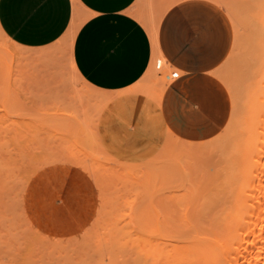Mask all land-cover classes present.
Here are the masks:
<instances>
[{
    "label": "rangeland",
    "instance_id": "obj_1",
    "mask_svg": "<svg viewBox=\"0 0 264 264\" xmlns=\"http://www.w3.org/2000/svg\"><path fill=\"white\" fill-rule=\"evenodd\" d=\"M76 27L33 48L0 26V264H133L137 212L152 182L173 172L160 105L125 120L73 73L62 53L70 58ZM158 62L161 81L173 71Z\"/></svg>",
    "mask_w": 264,
    "mask_h": 264
},
{
    "label": "bare ground",
    "instance_id": "obj_2",
    "mask_svg": "<svg viewBox=\"0 0 264 264\" xmlns=\"http://www.w3.org/2000/svg\"><path fill=\"white\" fill-rule=\"evenodd\" d=\"M153 1L151 3L158 4L155 0ZM211 1L226 13L232 24V52H229L230 56H228L231 58V70L229 68L226 71L221 68L224 61L213 70L232 97V112L226 125L216 135L199 141L181 138L169 131L164 121H161L160 129L173 138L169 151L173 172L171 176L164 175L158 181L152 182L156 187L145 196L137 212L136 218L143 231L138 230L139 234L132 241L134 243L131 246L134 250L133 264H264V0ZM151 3L149 1L146 5L152 8ZM143 10L131 12L145 24L153 40L154 53L147 71L139 80L127 87L116 90L101 89L103 92L94 95L96 100L116 107L117 115L125 120L139 119L144 111L159 108L163 91L174 75L164 77L161 81L154 80L152 77L153 71L163 66L158 60L161 59L165 65L168 64L157 48L156 21L158 19L152 18L148 13L150 17L147 18L142 13ZM217 33L218 31H215V34ZM208 40L212 42V39ZM71 42L72 39L70 45ZM69 57L73 73L86 82L78 73L71 56ZM199 62L197 64L201 65L202 63L199 64ZM203 65L206 64L203 62ZM246 65L251 68V75L249 83L243 84L242 72ZM162 70L166 71L164 68ZM205 83L208 84L209 81ZM212 83L210 81V84L214 85ZM204 86L202 90L207 89H204ZM197 87L193 89L190 87V89L194 90ZM186 90L189 91L187 88ZM189 94L191 93L188 92ZM203 98L200 100L202 101ZM203 104L207 106L209 103ZM217 104L220 105V102ZM181 105L179 107L183 108ZM202 111L201 109L200 112ZM206 114L209 116L208 113ZM194 116L200 117L196 116V112ZM174 119L177 121L179 118L174 117ZM198 120L201 119L198 118ZM191 121L186 120L187 123ZM180 127L179 131H182ZM215 127L213 126L214 129ZM190 131H193L192 126ZM78 141L80 140L77 138L75 143H79ZM172 182L175 183L168 185ZM170 186L172 188L168 191L157 193L158 190ZM128 256L130 257L131 254Z\"/></svg>",
    "mask_w": 264,
    "mask_h": 264
},
{
    "label": "crops",
    "instance_id": "obj_3",
    "mask_svg": "<svg viewBox=\"0 0 264 264\" xmlns=\"http://www.w3.org/2000/svg\"><path fill=\"white\" fill-rule=\"evenodd\" d=\"M146 1L147 3L154 2L153 0ZM146 1L141 0L144 2L141 4L140 0H0V26L17 43L27 47L43 48L57 45L70 31L71 26L76 23L77 27L69 49L78 73L98 89L116 90L139 80L151 63L154 53L153 40L145 24L131 12H140L145 8L142 13L147 18L151 16L158 19L156 21L158 52L170 63L174 74L165 87L160 102V111L166 125L174 134L186 140L199 141L211 138L226 125L232 112L231 96L224 83L213 73V70L221 65L232 48L231 21L226 13L211 0H159V2L155 0L158 4L151 3L154 8L147 6ZM76 7L77 14L75 13ZM215 31L218 33L215 34ZM208 39H212V42ZM62 54L69 62L68 54L66 52ZM210 58L212 61L209 60ZM198 62L202 64L198 65ZM207 81H209L208 84L205 83ZM210 81L214 85H211ZM195 86L199 88L192 90ZM203 86L204 89L207 88L208 93L202 90ZM200 94L202 95L196 97ZM181 97L185 98L181 100ZM201 98L206 99L201 101ZM203 101L206 104L211 103L210 106L207 105L209 108L203 104ZM219 102L220 105L217 104ZM182 103L188 104L183 105ZM179 104H182L183 108L179 107ZM220 108L223 109L220 110ZM201 109L202 112H200ZM181 110L185 115L182 112H176ZM195 112L201 120L195 118ZM215 112L217 116L214 117ZM178 114H183V117ZM174 117L179 119L176 121ZM205 119L208 120L205 121ZM186 120L191 121L192 124L187 123ZM208 121L213 124L209 125L211 123L208 124ZM191 126L193 131H190ZM198 126L201 127L198 128ZM213 126H216L215 129ZM179 127L182 131H179Z\"/></svg>",
    "mask_w": 264,
    "mask_h": 264
}]
</instances>
